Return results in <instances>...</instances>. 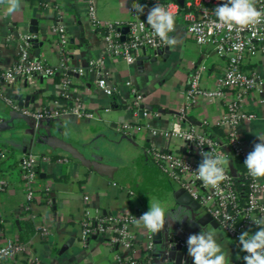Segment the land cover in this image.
I'll use <instances>...</instances> for the list:
<instances>
[{"label":"crops","instance_id":"obj_1","mask_svg":"<svg viewBox=\"0 0 264 264\" xmlns=\"http://www.w3.org/2000/svg\"><path fill=\"white\" fill-rule=\"evenodd\" d=\"M9 2L0 0V70L13 63L21 39L26 34L37 35L44 41L42 46H38L39 55H36V48L31 43L34 55L55 67H61L65 62V67L59 69L55 79L41 75L19 78L8 89V94L21 103L17 98L20 95L22 104H47L58 95V82L67 74L70 92L80 96L96 117L87 119L68 114L49 119V122H55V119L63 122L45 124L39 135L41 142L34 148L31 121L0 96V131L20 127L22 143L20 158L8 164L6 159L14 156L16 150L12 145L0 143V148H7L9 152L0 159L3 161L0 164V177L9 183L0 191V244L8 238H17L18 220L30 218L37 229L48 225L54 233L50 239L39 234L32 238L31 250L38 257V264H112L117 248L97 236L87 243L80 239L82 213L85 208L94 214L128 210L146 212L150 205L145 200L141 183L142 180H151L164 186L171 205L168 211L182 217L180 220L166 218L165 224L175 238L187 241L191 233L206 227L217 233L228 264L245 263L242 257L246 253L241 251L239 241L230 237L220 226L213 227L209 218L202 220L207 211L203 208L201 211H191L176 200L174 191L181 185L168 175L164 177L149 152L153 142L163 146L167 141L161 136H152L147 129L126 135L117 128L120 121L131 120L132 117L130 106L133 95L124 85L126 80H132L143 95L141 108L150 112L148 121L155 127H170L180 120L183 128L199 126L214 136L224 137L229 127H219L220 132L204 124L203 120H213L223 115L227 110L226 100L201 98L189 106L186 88L192 68L199 63L207 67L200 74V85L216 86L218 78L225 71V61L212 47L199 46L180 25L172 34L177 37V43H165L164 55L158 56L154 62L145 60L141 67L137 63H128L122 57L107 59L105 69L109 72V78L112 83L120 84L121 90L113 95H105L96 82L98 73L89 67L90 61L98 58L104 47L97 28L88 17L89 0H18V8L10 14L6 11ZM92 2L101 20L121 22L125 26L130 17L128 5L131 0ZM58 23L64 24L69 34L65 57L56 48L57 34L52 25ZM31 27L37 30L35 34L30 33ZM147 54L153 56L155 50L148 49ZM263 66L264 54H258L247 68ZM80 67L85 69L84 73L75 71ZM242 107L256 114L255 119L243 121L237 127L250 152L259 142V135L264 134V91L252 92L242 102ZM169 144L171 149L189 153L182 139H173ZM25 146V152L32 149L50 158L40 163L37 188L29 210L24 209L25 195L19 165ZM224 151L225 156L229 157L227 168L239 174L231 148L225 146ZM259 179L262 184L261 196L264 198V177ZM46 187L50 189L46 190ZM84 195H90V201L84 200ZM259 227L253 225L249 231L255 232ZM134 230L139 236L135 245L139 251L143 243V225H135ZM161 247V244H156L155 253ZM238 254L240 258H237ZM154 262L161 264L163 259L155 257ZM0 264L28 262L27 257L19 254Z\"/></svg>","mask_w":264,"mask_h":264},{"label":"built area","instance_id":"obj_2","mask_svg":"<svg viewBox=\"0 0 264 264\" xmlns=\"http://www.w3.org/2000/svg\"><path fill=\"white\" fill-rule=\"evenodd\" d=\"M223 2L224 0H184V4L181 5L179 0H131L128 5L130 17L125 22L129 30L125 39L122 40L123 23L99 19L92 0H89L88 17L97 28L104 44L102 54L92 59L89 67L98 73L96 82L105 95L119 92L120 84L112 83L109 72L105 69L106 60L111 57H122L128 63L136 64L144 50H156L164 46L166 42L155 35L147 23L149 10L158 3L175 14V31L180 25L183 26L199 46L212 47L215 53L225 61V71L218 78L216 86L202 87L200 85V74L207 67L204 63H199L192 68L186 88L189 106L201 98L226 100L227 110L223 115L213 120H203L204 124L213 127H229L224 137L214 136L199 126L183 128L180 120L175 121L170 127H155L148 121L150 112L141 108L143 95L132 80L124 82L133 95L130 106L132 117L131 120L120 121L117 128L126 135H133L147 129L152 136L163 137L167 141L166 145L162 146L153 142L149 147L153 160L164 173L185 188L230 237L239 241V235L243 231H249L251 226L256 225L253 219L264 217V198L261 196L262 184L259 177H252L247 168L242 174L234 173L226 168L227 179L222 181L219 187L214 188L205 185L198 177L196 170L202 159L201 150L225 155L224 147L229 146L234 155H239L244 160L249 153L237 127L243 121L256 118L255 112L242 107V102L252 92L264 91V66L255 69L247 68L256 55L264 54V22L246 26L240 31L230 30L223 25L217 26V18L213 10ZM254 2L259 10L264 11V0H254ZM137 3L144 5L142 13L135 8ZM52 28L57 34L56 48L61 56L65 57L69 43L68 31L61 23L53 24ZM31 37H33L31 34L22 37L17 57L8 68L0 70V96L13 109L34 120L36 130L42 120L68 114L78 118H95L96 114L87 108L82 98L70 92V79L67 74L58 82V95L47 104L40 106L21 104L8 94V89L19 78L41 75L55 79L59 69L65 67V62L61 67H55L34 55L31 50ZM75 71L84 73L85 69L80 67ZM176 124L180 125V133L174 131L173 126ZM173 139H182L189 153L184 154L171 149L169 143ZM8 153L7 148H0V159L5 158ZM49 159V156H41L31 149L25 152L20 160L25 210L31 209L39 179L40 163ZM8 184L5 178L0 177V191ZM90 199V195H84V200L90 201ZM143 213L144 211L141 210H128L94 214L89 208H85L79 221L80 239L87 243L93 236H97L104 239L111 247L117 248L112 264H156L154 233L143 228L142 248L139 251L135 248L139 239L138 233L134 230V226L138 224L135 221ZM37 234L49 239L54 235L48 225H42L37 229L34 235ZM32 238L27 242L8 238L5 243L0 244V263L22 254L27 257L28 264H38L39 259L31 250ZM176 242L187 249V241L176 238Z\"/></svg>","mask_w":264,"mask_h":264},{"label":"clouds","instance_id":"obj_3","mask_svg":"<svg viewBox=\"0 0 264 264\" xmlns=\"http://www.w3.org/2000/svg\"><path fill=\"white\" fill-rule=\"evenodd\" d=\"M18 6V0H10L6 11L10 14ZM135 8L139 13L144 11L143 4L137 3ZM213 11L217 18V26L223 25L230 30L240 31L246 26L264 22V11L256 7L254 0H224ZM147 23L154 34L168 45L177 43V37L169 35L176 29L175 14L160 3L149 10ZM173 127L175 132H181L179 124ZM201 156L202 159L196 170L198 177L205 185L219 187L220 183L227 179L226 168L229 157L214 151L203 150H201ZM244 164L252 177H264V134L259 135V142H256L247 154ZM166 218L182 219L181 216L168 211L162 202L154 200L150 203L149 209L136 218L135 222L142 224L145 230L153 234L164 228ZM253 221L261 227L255 232L245 230L239 235L241 251L246 253L242 259L245 264H264V219L256 218ZM186 243L188 255L193 258V264H228L227 255L221 243L218 242L217 233L214 230L202 227L199 232L191 233ZM237 258H240L239 254Z\"/></svg>","mask_w":264,"mask_h":264},{"label":"water","instance_id":"obj_4","mask_svg":"<svg viewBox=\"0 0 264 264\" xmlns=\"http://www.w3.org/2000/svg\"><path fill=\"white\" fill-rule=\"evenodd\" d=\"M181 5L184 4V0H179ZM129 28L128 26H124L121 28V31L123 33L122 35V40L125 39V35L128 32ZM36 29L32 28L30 29V33L35 34ZM30 43L33 44V46L36 48V55H39L40 49L38 46H42L44 44V41L40 40V38L37 35H34L33 37L30 38ZM166 51V48L164 47H159L155 50V54L153 56H150L147 54V51L144 50L143 54L137 59V64L140 65L141 67L144 64L145 60H149L151 62H154L158 59V56L164 55V52ZM17 98L22 104V99L21 96L18 95ZM23 117H26L31 121L32 124V141H34V148H37L39 143L41 142L40 138V128L41 126L48 124L49 120L44 119L40 122L39 127L37 130L35 129V121L32 120L31 118L27 117L26 115L20 113ZM55 122H49V124L53 123H62L63 121L59 119H55ZM23 151H26V146L24 147ZM164 173V172H163ZM164 177L167 178V174L164 173ZM174 196L176 200L184 205L186 208H188L191 211H201L202 206L201 204L194 199L191 194L183 187L178 188L177 190L174 191ZM206 218H209V222H211L213 227H219V223L209 214L205 215L202 220H205ZM155 235V243L156 244H161L162 247L157 253H155V256L158 258L163 259V263L161 264H169L171 262L172 264H193V258L188 255L187 249L181 246L179 243L176 242V238L170 233L168 230V227L165 224V227L154 233Z\"/></svg>","mask_w":264,"mask_h":264},{"label":"rangeland","instance_id":"obj_5","mask_svg":"<svg viewBox=\"0 0 264 264\" xmlns=\"http://www.w3.org/2000/svg\"><path fill=\"white\" fill-rule=\"evenodd\" d=\"M20 132V127L7 128L0 131V143L4 142L7 145H12L16 150L14 156L6 159V164H8V162L13 163L21 156L22 143L20 141ZM141 185L144 189L143 194L145 196V200L149 203V205L152 201L158 200L165 205L167 210L171 209L170 200L166 197L164 186L158 185L155 181L151 180H142Z\"/></svg>","mask_w":264,"mask_h":264},{"label":"trees","instance_id":"obj_6","mask_svg":"<svg viewBox=\"0 0 264 264\" xmlns=\"http://www.w3.org/2000/svg\"><path fill=\"white\" fill-rule=\"evenodd\" d=\"M47 120H49V119H47ZM0 125H1V123H0ZM42 127H43V125L41 126V128ZM41 128H40V133H41ZM214 128L216 130L222 132L221 129H219V127H214ZM234 159L236 160V163H237L236 165H237L238 172L242 174L246 169V166L244 164V159L239 155H234ZM2 162L3 161H0V164ZM244 181H246V180H244ZM242 199L243 200L245 199L244 195L242 196ZM26 212L23 214H26ZM17 228H18V235H17L16 239L20 242L29 241L37 231V228L35 226L34 221L30 218H20L18 220Z\"/></svg>","mask_w":264,"mask_h":264}]
</instances>
